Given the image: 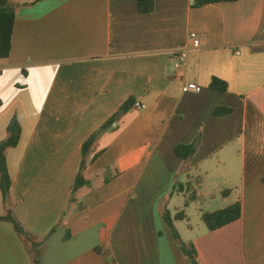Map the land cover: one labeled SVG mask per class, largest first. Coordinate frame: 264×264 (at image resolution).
Segmentation results:
<instances>
[{
	"label": "crops",
	"instance_id": "1",
	"mask_svg": "<svg viewBox=\"0 0 264 264\" xmlns=\"http://www.w3.org/2000/svg\"><path fill=\"white\" fill-rule=\"evenodd\" d=\"M8 1L15 22L0 59V142L16 117L9 202L40 243L41 264H191L162 217L174 202L172 218L200 206L186 231L174 223L187 214L173 222L198 264H264V0H153L149 14L136 0ZM181 51L187 61L176 70ZM214 79L227 90L210 89ZM186 84L201 91L184 93ZM128 100L93 146L89 185L73 194L83 144ZM219 108L230 112L215 116ZM196 139L188 161L175 155ZM237 201L240 219L208 231L202 215ZM6 211L0 191V217ZM0 264H32L5 221Z\"/></svg>",
	"mask_w": 264,
	"mask_h": 264
},
{
	"label": "trees",
	"instance_id": "2",
	"mask_svg": "<svg viewBox=\"0 0 264 264\" xmlns=\"http://www.w3.org/2000/svg\"><path fill=\"white\" fill-rule=\"evenodd\" d=\"M239 0H192V7L199 8L209 4L215 3H231ZM137 10L141 14H149L154 10L153 0H136ZM15 22V7L8 0H0V59H6L9 56L11 48V37ZM210 89L224 92L227 90V84L213 80ZM133 105L132 100H128L122 105L119 111L110 118L99 130L90 136V138L83 144L82 147V162L80 171L77 175L76 181L72 188L74 194L77 190L84 186H88L89 182L84 179L83 171L85 167L93 163L99 154L93 153V146L97 140L106 132L112 129V124L115 123L122 115L128 112ZM228 109H217L214 112L215 116L224 115L229 113ZM21 135V128L16 117H13L7 126V138L0 142V191L3 198V204L7 209L6 214L0 217V221L9 222L12 224L16 234L19 238L29 247V253L31 254L32 264H41V250L40 243H36L34 238L27 233L19 222L14 218L13 212L10 207L9 194L11 186V178L7 169L6 153L9 149L15 148L19 142ZM198 146V139L189 145H178L174 149L175 155L182 161H188L196 152ZM175 186L174 189H176ZM182 189L181 186H179ZM175 191V190H174ZM162 217L169 228L175 242L177 243L181 252L187 257L191 264H198L196 260V251L192 244H185L175 227L174 221L184 219V213L179 212L173 218L168 210L162 212ZM241 217V204L239 201L228 206L225 209L217 210L211 213H204L202 220L206 225L208 231L218 230L230 223L239 220Z\"/></svg>",
	"mask_w": 264,
	"mask_h": 264
},
{
	"label": "built area",
	"instance_id": "3",
	"mask_svg": "<svg viewBox=\"0 0 264 264\" xmlns=\"http://www.w3.org/2000/svg\"><path fill=\"white\" fill-rule=\"evenodd\" d=\"M190 38L194 41V46H198V41L196 40L195 34H191ZM174 60H175V64L174 67L176 70L180 69L187 61V53L185 51H181L177 54L174 55ZM182 91L184 93H188V92H194V93H199L201 91V88L198 87L197 85L194 84H186L183 86ZM135 108L138 109H144L145 106L141 105V104H134Z\"/></svg>",
	"mask_w": 264,
	"mask_h": 264
},
{
	"label": "rangeland",
	"instance_id": "4",
	"mask_svg": "<svg viewBox=\"0 0 264 264\" xmlns=\"http://www.w3.org/2000/svg\"><path fill=\"white\" fill-rule=\"evenodd\" d=\"M204 190H205V187H202V191H204ZM179 198L180 199H178V200H180V201L184 200V195H182V196L180 195ZM187 201L189 203H191L190 200H187ZM177 204H178V202H174L173 206H171V210H169V211H175L176 209H178V208H175V207H177ZM196 208L199 209L200 206L198 203H194V202L191 203L190 207H187V208L182 207L181 211H184V213L187 214V219L182 221L181 223L176 222V223H174V225L178 224V227H179V229H181V231H186V229L188 228V225H194L196 223V219H197V215H198Z\"/></svg>",
	"mask_w": 264,
	"mask_h": 264
}]
</instances>
